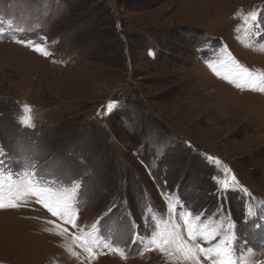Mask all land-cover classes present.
Segmentation results:
<instances>
[{
    "label": "rangeland",
    "instance_id": "obj_1",
    "mask_svg": "<svg viewBox=\"0 0 264 264\" xmlns=\"http://www.w3.org/2000/svg\"><path fill=\"white\" fill-rule=\"evenodd\" d=\"M237 65L264 75V0H0V179L33 171L76 215L0 209V264H195L133 243L161 233L264 264V92Z\"/></svg>",
    "mask_w": 264,
    "mask_h": 264
},
{
    "label": "snow or ice",
    "instance_id": "obj_2",
    "mask_svg": "<svg viewBox=\"0 0 264 264\" xmlns=\"http://www.w3.org/2000/svg\"><path fill=\"white\" fill-rule=\"evenodd\" d=\"M253 20L256 19L255 15L252 17ZM15 42L25 44L32 48L37 53H40L44 56H48L49 52L43 46L35 44L31 41H26L24 39H18ZM151 54V53H150ZM217 76H221V73L215 68L212 69ZM231 75H224L222 78L227 80L229 83H232L235 87L239 89H249L253 91L264 92V75L254 74L248 71L246 68H242L239 65L235 66L231 70ZM112 105H109V111H111ZM31 108L25 106L26 115L21 118V124L28 127H33ZM9 164H18V161H8ZM6 161L3 158H0V169L5 167ZM27 167H34V162L29 161ZM19 172L15 168H10L9 170V182L5 183L4 180L0 179V209H15L21 206V202L25 203L26 198L33 196L36 198V202L42 204L53 217L62 219L64 223H70L75 227V209L73 208L70 197L65 195L59 198H56L54 201L50 199L51 188L41 187L39 182L36 180L37 173L33 171H25L24 181L13 183L11 177L18 175ZM232 181L236 182V177L232 176ZM225 189L228 188L227 183L224 184ZM245 191H247L245 189ZM191 213L187 214V217H190ZM185 225L189 233V238L195 240L197 237L196 229L194 225L190 222L188 218L185 219ZM231 227H234L232 225ZM63 234V230L61 232ZM87 235L84 237H76L75 239L80 240L82 243H85ZM218 233H213L209 236L208 233L203 234L202 238L207 240L209 238L215 239ZM236 237L233 236L230 239H225L221 241L219 245H214L210 248L200 247L199 244L190 245L187 241L183 240L182 237L175 236L171 233L165 235L161 233L159 237L153 236L149 241L140 240L138 235L133 238V243H140L144 246L145 250H160L161 252H167L169 248H173L176 252L182 254L183 258L186 260H192L195 264H199V254H203L205 258L210 259L212 264H234V249L230 247L231 242L235 241ZM85 247L88 245L85 243ZM88 250L91 252V248ZM114 251L120 252L123 255V252L120 249H114ZM95 256V253H92Z\"/></svg>",
    "mask_w": 264,
    "mask_h": 264
}]
</instances>
